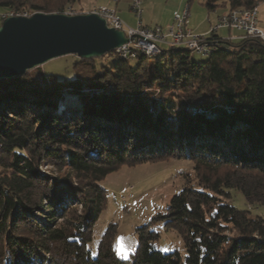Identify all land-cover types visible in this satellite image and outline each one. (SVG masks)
<instances>
[{"label": "trees", "instance_id": "obj_1", "mask_svg": "<svg viewBox=\"0 0 264 264\" xmlns=\"http://www.w3.org/2000/svg\"><path fill=\"white\" fill-rule=\"evenodd\" d=\"M81 1L0 0V13H85ZM260 1L203 4L228 13ZM206 39L212 50L198 62L177 46L123 60L113 50L102 57L118 60L99 70L102 57L77 58L72 78L37 67L0 79V264H264V218L231 202L237 191L264 206V43ZM171 158L192 162L196 185L186 176L165 212L135 229L129 260L115 256L113 223L93 256L102 181ZM162 230L177 233L184 255L154 247Z\"/></svg>", "mask_w": 264, "mask_h": 264}, {"label": "rangeland", "instance_id": "obj_2", "mask_svg": "<svg viewBox=\"0 0 264 264\" xmlns=\"http://www.w3.org/2000/svg\"><path fill=\"white\" fill-rule=\"evenodd\" d=\"M129 1L130 4L128 5ZM139 1L141 2L142 13L140 21L142 24L157 25L166 29L174 22L175 15H182L184 9L187 10L185 23L189 24L190 28H193L195 24L200 22V26H202V28L205 27V30L208 28L209 24L206 18L207 15H210L209 19L211 22L213 19L211 16L212 11L205 7L203 0ZM102 2L104 1L82 0L77 5V7H81L82 10L77 11L85 12L91 5L95 4V6H98ZM132 2L133 0H121L117 9L113 8L115 11L117 10L116 12H118V15L124 12L122 14L125 15L128 25L135 27L138 22V17L130 11ZM187 6H190L188 18ZM257 8V20L259 24L263 25L264 0L257 3ZM216 10H218L219 13L222 11L221 9ZM127 11H129V13ZM228 13L221 15L217 19L216 25H218L219 19ZM184 27H186V25H184ZM216 31H209L207 37L211 33L214 34ZM164 47L168 46L164 45ZM77 58L78 57L75 55H67L53 59L41 66L42 72L47 76H55L58 80L72 78L75 75L72 64ZM206 58L207 56L204 55L195 53L190 54V59L192 61H203ZM117 60L118 59L113 55H106L100 60H96L95 66L97 70H99L101 66L107 68ZM149 61H151V59H149ZM131 63L134 64L135 61L132 60ZM49 169L50 168H47L45 165L41 168L42 171H47V173ZM64 173L65 172L62 171L60 174H57V177L63 178ZM186 176L191 179L193 185H196L192 162L182 158H171L168 161L142 164L131 168L122 167L118 171L106 176L102 181V187L107 191L106 207L95 222L93 237L88 244V248L92 255H96L97 246L105 229L109 224L113 223L117 225V232L113 241L115 256L122 262L129 260L137 246L135 229L147 224L156 214H163L165 212L172 195L183 187ZM231 202L234 206L249 211L252 217L261 216L264 218V206L248 205L237 191L231 192ZM155 228L162 229V223H158ZM154 247L164 253L173 251H177L181 255L185 253L181 238L173 231L165 232L162 230L159 239L154 242Z\"/></svg>", "mask_w": 264, "mask_h": 264}, {"label": "water", "instance_id": "obj_3", "mask_svg": "<svg viewBox=\"0 0 264 264\" xmlns=\"http://www.w3.org/2000/svg\"><path fill=\"white\" fill-rule=\"evenodd\" d=\"M120 30L93 13H34L0 23V79H11L67 55L91 60L126 44Z\"/></svg>", "mask_w": 264, "mask_h": 264}, {"label": "built area", "instance_id": "obj_4", "mask_svg": "<svg viewBox=\"0 0 264 264\" xmlns=\"http://www.w3.org/2000/svg\"><path fill=\"white\" fill-rule=\"evenodd\" d=\"M117 3L118 0H111ZM130 11L138 17L135 27L125 24L118 16L113 7L98 5L89 12L101 17L107 27L120 30L124 33L128 42L115 49V55L119 59L134 57L141 53L146 57L152 58L161 52V45L184 47L192 53L207 56L211 52L212 43L206 39L207 36L194 34L193 31L184 27L187 10L184 9L182 15H175L174 22L163 29L161 27L147 28L141 23V2L133 0ZM65 15H75L72 9L67 8L62 12ZM257 6L251 9L232 10L227 15L222 16L218 25L210 30L216 31L218 28L225 27L239 31L242 38L249 37L260 40L264 43V27L257 23ZM28 16L26 13L14 14L13 12L0 13V23L7 17Z\"/></svg>", "mask_w": 264, "mask_h": 264}, {"label": "crops", "instance_id": "obj_5", "mask_svg": "<svg viewBox=\"0 0 264 264\" xmlns=\"http://www.w3.org/2000/svg\"><path fill=\"white\" fill-rule=\"evenodd\" d=\"M102 1H104V2H102V3H100L99 5H105V6H109V7H114L115 9H117V6H118V4L120 3V1L121 0H118V2L117 3H114V2H112L111 0H102ZM105 1H106V4H105ZM130 4V1L128 2V5ZM93 7H95V4H93V5H91L90 6V8L87 10V11H85V13L86 12H89ZM187 8H188V16H187V18L189 17V13H190V6H187ZM128 10H129V6H128ZM117 11V10H116ZM210 11H212V17H213V19H212V22L210 21V15H207V20L209 21V24H208V28H206L205 30H204V28H202V26H200V22L199 23H197V24H195L194 26H193V28H190V26H189V24H186L185 23V25H186V27L188 28V29H190V30H192L195 34H199V35H208L209 34V31H210V29L213 27V26H215L216 24H217V19L221 16V15H223V14H225L226 13V11L225 10H222V11H220V13L218 12V10H216V9H214V10H210ZM128 13H129V11H127ZM117 13V16L125 23V24H127L128 25V23L126 22V18H125V15H123L122 13H124V12H122L121 13V15H118V12H116ZM257 15H258V13H257ZM187 20V19H186ZM257 23H258V25L260 26V27H264V24L262 25V24H259V21L257 20ZM144 27H147V28H154V27H159V26H157V25H154V26H152V25H150V24H142ZM128 26H130V25H128ZM131 27V26H130ZM162 28V27H161ZM214 35L215 36H217V37H219V38H221V39H232V40H236V39H238V38H240L241 36H242V34L239 32V31H236V30H234V29H230V28H225V27H221V28H219V29H217V31L214 33ZM164 45H166V44H164ZM164 45H162L161 47H162V49H167L168 47H164ZM168 46V45H167Z\"/></svg>", "mask_w": 264, "mask_h": 264}]
</instances>
